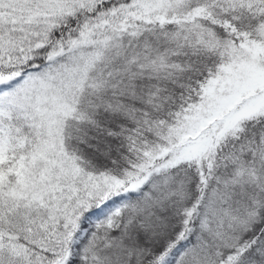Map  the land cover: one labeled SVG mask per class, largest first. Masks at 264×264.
Listing matches in <instances>:
<instances>
[{
    "label": "snow or ice",
    "instance_id": "snow-or-ice-1",
    "mask_svg": "<svg viewBox=\"0 0 264 264\" xmlns=\"http://www.w3.org/2000/svg\"><path fill=\"white\" fill-rule=\"evenodd\" d=\"M0 264H264V0H0Z\"/></svg>",
    "mask_w": 264,
    "mask_h": 264
}]
</instances>
